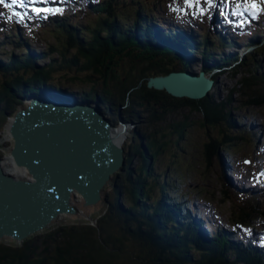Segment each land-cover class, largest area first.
Masks as SVG:
<instances>
[{
  "label": "trees",
  "instance_id": "obj_1",
  "mask_svg": "<svg viewBox=\"0 0 264 264\" xmlns=\"http://www.w3.org/2000/svg\"><path fill=\"white\" fill-rule=\"evenodd\" d=\"M131 1L132 5H136L133 7L135 19L129 18L116 0H65L58 6L62 9V15L51 18V23L45 28L52 40L47 39L46 47L40 51L28 44L29 41H38V37H28L25 29H6L1 24L0 38L14 44L17 49L22 44H25V48L21 53L4 50L8 56L0 63V131L15 114L9 113L11 102L40 94L44 84L50 82L57 85L64 79L79 89L90 83L88 89L83 87L81 98L89 101L100 94L102 108L110 116L118 109V103L120 107H128L121 110L125 121L141 115L135 108L145 107L149 111L148 127L182 107L200 112L204 124L218 127L219 131V136L211 137L205 146L208 163L222 150L231 152L232 148L240 145L241 140H247L229 131L234 123L230 112L225 109L228 101L217 102L210 96L201 99L179 98L165 90L148 86V78L152 75L146 70L153 71V74H164L170 70L166 67L168 64L177 63L181 70H189L190 66L170 48H165L159 36H155L159 32L152 22L155 14L148 16L146 13L164 7L179 11L185 3L184 0H150L152 5L147 7L143 0ZM141 14L149 19H142ZM87 16L94 19L81 25L79 18ZM162 20L167 27L161 31L162 34H171L170 28H176L178 37H172L183 39L178 34L180 28L175 24L183 21L182 18L175 16L173 20ZM253 23L254 27L243 29L246 37L251 32L256 35L264 32V8ZM229 32L240 34L234 28H229ZM10 33L15 34L13 39H9ZM217 37V41L211 42L207 27L198 36L197 43L187 38L189 42L185 44L195 53L202 51L204 55L212 56V49L220 43L228 46L220 33H217ZM234 45L236 42L231 38V46ZM202 46L204 48L200 49ZM175 50L179 52L177 48ZM124 56H136L148 61L149 65L145 70L136 69L134 72L131 69L129 75L120 76L116 71ZM233 58L239 59L236 54L222 57L224 61ZM255 58V53L246 58L249 61L243 64L255 63L245 70L237 86L242 95L248 97L243 104L263 106L264 74L259 73V63ZM237 74V70L232 72L234 76ZM99 78L104 80L103 86L99 84ZM188 128L183 121L173 125L170 135L176 137V144L180 145L185 140ZM166 136L157 130L150 134L139 130L134 132L131 148L141 156V164L138 168L132 167L134 155L130 153L126 156L125 176L122 180H114L112 196L106 202L108 209L100 216L98 223H65L46 229L40 239L31 236L18 245L0 243V264H263L257 260L258 254L250 248L242 249L232 243V236L226 234L222 227H218L208 241L189 228L188 221L192 220L190 209H199L205 204L198 195L191 197L189 192L180 189L181 176L175 173L171 175L167 170L166 175L171 176L162 181L161 174L156 173V162L169 146ZM156 192H159L158 196ZM223 193L222 202L232 200L236 203L232 217L236 229L233 235H238L241 225L247 226L257 215H264L260 193L241 191L228 184H224ZM262 194L264 196V192ZM165 200L170 205H166ZM124 201L128 203L126 206L122 204Z\"/></svg>",
  "mask_w": 264,
  "mask_h": 264
},
{
  "label": "rangeland",
  "instance_id": "obj_2",
  "mask_svg": "<svg viewBox=\"0 0 264 264\" xmlns=\"http://www.w3.org/2000/svg\"><path fill=\"white\" fill-rule=\"evenodd\" d=\"M95 2L96 0H92ZM120 5H122V8L126 11V14L129 18H134L136 16V11L133 9L134 6L132 5L133 1L131 0H116ZM144 1V2H143ZM142 3L144 6H151L152 1L150 0H143ZM233 3V7H231L232 12H229L227 16L231 15L233 13V10L235 8L236 0H231ZM257 3V10L252 11L250 9L249 5L241 4L240 8L243 10H246L250 16V19L252 18H258L260 11L264 8V0H256ZM138 4V3H137ZM226 4V5H225ZM224 7L228 11L230 7L227 6L228 3H225ZM58 6L57 3H53L52 6L46 5L45 7H52L55 8ZM19 5L15 7V10L20 11L22 13H27V17L23 20V22H20L14 15H13V9L11 8H5L4 6L0 5V25H4L6 29H10L11 27L14 28H20L21 30L27 31L28 37H38L39 40L29 41L28 44H30L31 47H34L37 49V51H40L46 47V40L50 39L52 40V36L45 30V28L51 23V18H54L58 15H62L61 12L57 14H41L36 15L34 12L31 11L30 8L27 9H19ZM205 8H207V5H204ZM186 9V11H185ZM216 8H213L210 13L207 15H199V7L193 8L188 5H185L183 9L179 11H171L167 8H162V10H158L155 12L148 11L146 14L150 16L152 13L155 14V18L158 21V24L160 26H164L162 18L166 19H173L175 16L180 17L183 19L179 24L183 25L184 27H192L194 31L198 34H203L204 29L208 27L209 36L213 39L215 35H217V30L215 29V25L210 24V17L212 14H214ZM236 10V9H235ZM175 12V13H174ZM233 15V14H232ZM28 17L34 18L32 20L28 19ZM37 17V19H36ZM94 18L92 16H87L85 18H79L78 22L81 23V25L86 24L93 20ZM9 39H13L15 37V34L10 33L8 34ZM261 39V42L259 45H257L256 48H254V52L246 51L243 47H237V49L240 50L241 56H243L244 52H248L246 58H249V55L251 56L252 53L256 54V60L259 63V73L264 74V34L261 36H258ZM257 37V38H258ZM25 38V37H24ZM256 38V39H257ZM1 42H4V45L1 44ZM249 42L248 39H246L242 45H246ZM241 43V42H240ZM25 48V44H22V47L17 49L14 44H8L7 40H4L3 37L0 38V60L1 62H4L7 59L6 53H4V50L12 53L15 51V53H21ZM16 49V50H15ZM236 47H233L232 50L235 51ZM228 50V49H226ZM225 49H220V53L217 52L215 49L212 51L211 58L214 60L222 59L224 57L223 52L228 54V52ZM198 56L201 55V51L198 53ZM136 56H124L123 59L120 60V66L118 67L116 73L118 75H129L131 69L136 72V69L139 70H145L146 67L149 65L148 61L141 60L140 58H135ZM249 59L245 62H248ZM162 64V61H159ZM244 62V63H245ZM255 61L252 63L243 64L242 67H239L235 70H237V75H232V72H219L221 74L218 75V77L214 80V85L212 89L210 90V93L208 96L211 97L212 100L217 102H227L225 103V109L226 111L233 114L232 117L236 118L240 124L241 127L235 129L234 127L230 128V133L233 135H240L245 137L247 140H241L240 145L237 147L232 148L231 155L233 158V167H235V170H233V176H232V185L235 187L236 183H239V187L243 188V190L251 189V186L249 184L252 181V178H257L260 183L264 182V177H260L261 173H264V136L262 143L257 142V138L253 135L252 129L254 127H250L251 123H256L255 125H259L263 127L264 130V105H245L243 104L244 100H247V96H243L241 91L238 89V80L242 76V74L250 68V66L254 65ZM196 65V64H195ZM192 64V66L189 68V70H192L193 72L197 73V70H200L199 67ZM166 66V65H165ZM170 71L174 70H181V67L179 64H168L166 66ZM149 75L155 76L160 75L159 74H153V71L146 70ZM167 72V73H168ZM241 73V74H239ZM166 74V73H164ZM58 76V75H57ZM207 76V74H206ZM124 78V77H123ZM99 84L103 86L102 78ZM112 79V78H111ZM61 81V82H60ZM57 85H53L56 89L60 88H66L67 90L74 93V95L78 96V98H81V92L83 90V87L88 89L91 84L86 83L85 85H82V87L79 89L76 87L75 84L67 81V80H60ZM108 82H111L110 79H108ZM47 87H50V82L44 84ZM44 89V88H43ZM100 89V87H99ZM100 94L97 95V98L90 99L87 101V103L92 105H97L99 107H102L101 103L102 101L99 98ZM32 99V98H31ZM31 99H18L16 101H13L10 103L9 107V113L15 112V114L23 109L29 106ZM82 102V98L80 99ZM119 103H118V109L113 113V116H110L107 112H104L105 116L108 117L112 123L114 124L115 129L117 127H121L124 125L121 120V110H126L127 106H122L119 109ZM135 110L139 111L141 115L139 114L137 118H133L132 120H126V128H128L129 132L125 129V142L122 146L125 150L124 154L127 156L128 154H135L133 149L131 148V144L133 141V134H134V127L137 128V130L141 132H145L146 134H150L152 132H155V130L158 131L159 134L165 133L167 134L166 140H169V146L166 148L163 155L160 156L159 160L156 162V167L158 171L157 174L160 175V179L166 180L165 178H169L173 173L176 175H179L182 177V186L181 190H185L189 192V196L198 195L199 198L202 200V202L207 207V210H201L199 211L200 216L204 214V218H207L206 215L210 217V219L213 221L208 226L209 230L213 233L218 230V227H227L229 229L235 230V225L233 223V210L236 207V203L232 200L222 202L221 198L224 196L223 188L224 184H227L224 180V177L222 175V172L220 170V166L218 164L217 159L219 158L218 154H216L213 157V161L211 163H208L205 159V146L208 141L211 140V137L219 136L218 127H208L204 124V118L203 114L197 111L191 110L189 107H182L178 109L176 112L168 115L165 117L164 120L160 121L159 123H156L155 125L149 126L148 123V115L149 111L145 107H139L138 109L135 108ZM15 114L10 117L7 122L5 123L4 127L0 131V156L5 157L10 155L11 156V150L14 147V138L8 133L7 125L11 124V120L15 117ZM133 121V122H132ZM183 121L186 124H188L189 131L187 132L186 138L184 141L180 143V145L176 144L174 140L176 137L174 135H170V133L173 130V125L176 122ZM245 124V125H244ZM10 126V125H9ZM260 127V128H261ZM258 128V127H256ZM4 137V138H3ZM4 143V144H3ZM136 143V142H135ZM7 144V145H6ZM137 157L133 158V166L138 168L141 164V156L139 154H136ZM220 156H222V153H220ZM245 161H248L250 163H245ZM169 170L170 176H166V172ZM163 172V173H162ZM125 170L119 169L116 173L112 175V178L108 183L104 186L102 191V200L94 205H86L85 200L83 196L80 193L75 192L73 195V201L76 203L78 208L80 209V212L78 214H63L59 218H57L48 228L46 229H53L59 226L64 225L65 223L68 224H74V223H85V222H92V223H98V219L101 215H103L107 211V205L106 202L112 196L113 192V184L114 180L120 179L122 180L125 176ZM242 174V175H241ZM239 175L241 181L237 180V176ZM241 175V176H240ZM251 176V177H250ZM119 177V178H118ZM161 181V182H162ZM237 188V186H236ZM239 189V188H238ZM233 193V189L231 190ZM254 192L260 193L262 196L260 197V202L264 206V184H261L260 187H258L256 190H252ZM159 195V192H156V196ZM150 203V202H146ZM123 205H127V202H123ZM194 211H196L194 209ZM212 212V213H211ZM222 220V221H221ZM261 224H264V215H257L254 219H252L251 223L247 226H242L243 228V235L238 237L237 240H243L244 244L248 243V239L252 238L253 243H256L259 245V239L261 236L256 235V231H264V226H261ZM45 229V230H46ZM45 230L40 231L36 233L35 238L40 239V236H43ZM253 232H255L253 234ZM213 235V234H212ZM213 237V236H211ZM42 238V237H41ZM263 238V237H262ZM43 240V238H42ZM0 243L4 244H13L18 245L22 242H18L17 240L11 238V237H5L0 239ZM40 244V243H39Z\"/></svg>",
  "mask_w": 264,
  "mask_h": 264
},
{
  "label": "water",
  "instance_id": "obj_3",
  "mask_svg": "<svg viewBox=\"0 0 264 264\" xmlns=\"http://www.w3.org/2000/svg\"><path fill=\"white\" fill-rule=\"evenodd\" d=\"M147 84L175 97L201 99L214 80L204 72L174 70L149 77ZM26 99H31L29 106L15 114L9 132L14 138L11 157L31 177L6 172L0 156V239L18 242L63 214H78L75 192L86 205L99 203L104 186L126 164L125 150L114 142V124L102 107L78 103L54 89Z\"/></svg>",
  "mask_w": 264,
  "mask_h": 264
},
{
  "label": "bare ground",
  "instance_id": "obj_4",
  "mask_svg": "<svg viewBox=\"0 0 264 264\" xmlns=\"http://www.w3.org/2000/svg\"><path fill=\"white\" fill-rule=\"evenodd\" d=\"M217 3H218V7L216 8V10L218 9V8H221V9H223V10H225L224 11V15H227L229 12H232V10H231V7L229 8V10L227 11L226 10V8L224 7V4L223 3H219V0H217ZM244 9V8H243ZM216 10H215V12H214V14H212L211 15V17H210V24L211 25H215V29H222V30H217V33H223V32H227V31H229V28H234V29H236V30H238V31H240V30H243L244 28H249V27H254V23L253 24H247V26H230L229 28H224L223 26H222V24L220 23V22H218L217 21V16H218V13L216 14ZM177 12V11H176ZM175 13V12H174ZM232 15V14H231ZM185 29H187V30H194V29H192V27H186ZM246 32H244L243 34H242V36H241V38H243L242 40H239V39H235L234 41L235 42H240V41H243V40H246L245 39V37H244V34H245ZM253 40H256V39H253ZM229 45L228 46H226V47H223L225 50L226 49H228V48H230L231 47V42L230 43H228ZM257 47V46H256ZM255 47V48H256ZM227 52H229V50H226ZM225 53V52H224ZM181 56H184V57H186V60H187V55H185V54H180ZM188 61V60H187ZM237 67H239L238 65H234V64H232L231 65V68L232 69H235V68H237ZM53 88H55L53 85H51ZM50 86V87H51ZM57 90H61V91H65V90H67L66 88H60V89H57ZM44 91H47V90H44ZM56 92V91H55ZM58 95H60V96H62V97H66V95L64 94V93H62V92H56ZM66 98H68V99H70L69 97H66ZM232 113H231V117H232ZM233 118V117H232ZM235 118V117H234ZM236 119V118H235ZM12 121L13 120H11V123H12ZM256 124V123H255ZM245 125V124H244ZM9 124L7 125V128H8V133H10L9 132ZM125 129L129 132V130H128V128H126V126H121V127H117V129H115V128H113L112 129V137H113V140H114V142L118 145V146H120V147H122L123 145H124V142H125V139H124V136H125ZM134 131H137V129H134ZM11 135V134H10ZM4 138V137H3ZM0 140H1V138H0ZM4 144V143H3ZM7 145V144H6ZM123 148V147H122ZM219 156V158L217 159V161H218V164H219V166H220V170H221V172H222V175H223V177H224V180H225V182L227 183V184H229L230 183V179H229V170L226 168V165H225V160L220 156V155H218ZM134 157L136 158L137 157V155L136 154H134ZM3 158V167H4V169H5V171L6 172H9V173H11V174H13V175H16V176H18V177H24V178H29V177H31V175L29 174V172H28V170L26 169V168H23V167H18L16 164H15V162H14V160H13V158L10 156V155H8V156H5V157H2ZM236 167V166H235ZM234 167V168H235ZM241 176V175H240ZM261 176V175H260ZM251 177V176H250ZM235 187H236V185H235ZM239 186H237V188H238ZM240 188V187H239ZM264 192V191H263ZM222 221V220H221ZM210 224H211V222H209ZM189 228H191V227H189ZM217 232V231H216ZM256 235L257 236H261V240H264V233L263 232H258V231H256ZM263 237V238H262ZM263 250H264V245H263Z\"/></svg>",
  "mask_w": 264,
  "mask_h": 264
},
{
  "label": "snow or ice",
  "instance_id": "obj_5",
  "mask_svg": "<svg viewBox=\"0 0 264 264\" xmlns=\"http://www.w3.org/2000/svg\"><path fill=\"white\" fill-rule=\"evenodd\" d=\"M58 0H0V5L4 6L5 8H11L13 9V15L20 21L23 22V20L27 17V13H22L20 11L15 10V7L17 5L21 7H29L32 12H34L36 15L41 14H57L62 11L59 7H36L35 5L40 4H48V3H57ZM59 2H62V0H59ZM185 5H188L190 7L196 8L199 7V15H207L211 12L213 8L218 7L217 0H184ZM219 3H231V0H219ZM241 4H246L250 6V9L252 11L257 10V3L256 0H236L235 9L240 8ZM204 5H207V8L204 7ZM233 10V15L236 16H243V11H236ZM186 11V9H185ZM221 15H223V10L221 9ZM231 22L230 20L228 21ZM245 163H250L248 161H245ZM261 175H264V173H261ZM261 243L264 244V240H261Z\"/></svg>",
  "mask_w": 264,
  "mask_h": 264
}]
</instances>
